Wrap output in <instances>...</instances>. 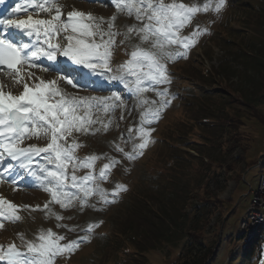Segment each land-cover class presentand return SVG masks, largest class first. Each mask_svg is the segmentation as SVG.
I'll use <instances>...</instances> for the list:
<instances>
[{
	"label": "rangeland",
	"instance_id": "obj_1",
	"mask_svg": "<svg viewBox=\"0 0 264 264\" xmlns=\"http://www.w3.org/2000/svg\"><path fill=\"white\" fill-rule=\"evenodd\" d=\"M175 2L188 6L211 3L214 7L216 0ZM58 3L62 19L67 18L73 6L97 20L117 16L113 31L121 35L115 37L112 49L114 70L130 59L134 46L151 50L150 44H140L134 33L125 39L126 26H139L134 16L117 13L114 6H103L99 0L92 3L58 0ZM197 26L206 28L207 34L199 38L186 59L167 64L171 83L160 86V90L167 87L173 99L158 121L145 125L154 129L151 142L134 161L124 159L115 145L131 152L133 145L140 143L135 139L136 133L130 134L129 129L140 126L141 113L159 106L156 93H143L140 99L148 103L140 105L118 81L109 82L89 74L90 86L79 91L60 82L59 86L72 95L107 96L117 91L124 98V104L111 113L93 112L92 119L98 121L93 128L100 131L94 135L74 134L82 145L77 149L82 155H76L77 151L74 155L81 160L91 155L102 157L94 164L97 175L109 158L119 160L100 187L111 192L119 183L127 190L108 205L99 203L98 197H91L88 203L95 204L98 210L86 207L80 211L77 202L75 207L62 211L53 204V212L65 217L59 222L54 217L45 219L40 211L21 212L22 221L6 222L0 229V245L5 248L12 243L19 245L18 233H24L28 240L34 239L40 229H51L65 236L61 243L66 244L82 237L88 223L102 221L88 242L70 256L58 257L55 264H184L187 259L196 260L212 251L216 254L210 264L263 263L264 253L261 258L258 249L252 262L243 259V245L237 238L243 234L240 225L248 220L249 203L264 174V0H226L219 13L209 10L197 14L179 35L188 36ZM101 27L107 30L106 23ZM94 39L101 42L99 36ZM114 56L121 57L123 62L117 64ZM32 71L42 74L45 80L56 79L55 74ZM201 73H207V78L202 79ZM4 78L8 79L0 75V81ZM180 88H187L190 94L181 95ZM19 89L22 91V86ZM109 120L111 124L105 131L103 124ZM46 143V138L31 139L20 147L30 144L43 147ZM38 162L44 161L38 158ZM9 163L14 162L5 160L0 171ZM16 171L22 172L18 168ZM88 171L81 169L75 174L84 176ZM68 172L71 174V166ZM25 177L20 181L22 190L14 191L4 183L11 192L9 201L42 207L49 200L48 193L33 186L34 178L27 182L29 177ZM57 223L66 227H57ZM69 228L75 231H68ZM262 229L264 238V225Z\"/></svg>",
	"mask_w": 264,
	"mask_h": 264
},
{
	"label": "snow or ice",
	"instance_id": "obj_2",
	"mask_svg": "<svg viewBox=\"0 0 264 264\" xmlns=\"http://www.w3.org/2000/svg\"><path fill=\"white\" fill-rule=\"evenodd\" d=\"M4 2L0 0V4ZM99 2L103 6H114L117 13H124L129 18L134 16L139 26H126L125 39L134 33L140 44L149 43L151 50L134 46L130 59L114 70L112 49L116 44L115 37L121 35L113 31L117 16L113 15L107 21L103 17L97 20L90 13L74 9L66 19H62L58 0H19L8 15L0 18V75L9 80V83L0 81V165L5 160L14 162L0 171V184L8 183L16 191L20 189V181L26 178V173L35 179L34 187L49 195V200L42 207L16 205L0 196V229L6 222L16 224L22 221L21 212L40 211L45 219L54 217L59 222L65 217L53 212V204L59 205L62 211L75 207L77 202L80 211L86 207L98 210L95 204L88 203L91 197H98L99 203L108 205L127 190L119 183L111 192L100 187L108 180L112 168L120 163L119 160L109 158L97 175L93 171L94 164L102 157L91 155L81 160L74 155L82 147L74 134L94 135L100 131L93 128L98 123L92 119L93 112L111 113L124 104V98L117 91L107 96L72 95L59 86L60 82L64 81L79 91L90 86L89 74L109 82L118 81L138 99L140 105L148 103L140 99L143 93H156L160 98L159 106L141 113L140 126L129 129L130 134L136 133L135 139L140 143L134 144L131 152H124L123 148L115 145V150L123 153L124 159L134 161L143 155L151 142L154 129L145 125L158 121L173 99L167 87L160 90V86L171 83L167 64L186 59L199 38L207 34V29L197 26L188 36L179 33L197 14L209 10L219 13L226 0H216L214 7L211 3L188 6L175 0L172 3H164V0H108L107 5L104 0ZM40 13L46 16L40 18ZM105 23L106 31L101 27ZM96 36L100 37V43L94 39ZM32 69L55 74L56 79L45 80ZM16 86H22L19 94L11 90ZM110 124V120L103 124L105 131ZM69 137H72L71 142ZM43 138L47 139L43 147L37 144L20 147L25 140ZM132 138L130 135L129 139ZM38 158L44 162L39 163ZM17 168L22 172L16 171ZM81 169H88V174L77 176L75 173ZM102 223H88L82 237L66 244L61 243L65 236L51 229H40L31 240L26 239L24 233H18L19 245L12 243L6 248L0 245V264H55L58 257L70 256L82 243L88 242ZM57 227L66 226L57 223ZM68 231H75V228Z\"/></svg>",
	"mask_w": 264,
	"mask_h": 264
},
{
	"label": "trees",
	"instance_id": "obj_3",
	"mask_svg": "<svg viewBox=\"0 0 264 264\" xmlns=\"http://www.w3.org/2000/svg\"><path fill=\"white\" fill-rule=\"evenodd\" d=\"M114 58H115V56H114ZM115 60H116V63L117 64H120V63L123 62V59L121 57L115 58ZM201 76H202V79L203 78H207V73H201ZM178 92L181 95L184 94V93H187V94L189 93V91L187 90V88L186 89L180 88V89H178ZM78 152H79L80 155H82L80 151H78ZM263 158H264V156H263ZM200 162L202 163L203 162V159H201ZM214 163H215V161H214ZM253 165H255V163L254 164H251V165H248L247 168H249L250 166H253ZM261 165H262V161H261V163H260L259 166H261ZM100 169L101 168H99L98 171H100ZM159 189L162 190L161 188H159ZM167 224H168V226L171 227L170 222L167 223ZM178 228H179V226H177L176 229H178ZM262 231H263L262 227L259 228L257 231H255L251 235V238L249 239V241L243 245V248L241 250V257L243 259L252 262V256H253L255 250H257V249L259 250L260 257L262 258L263 253H264V238H263ZM241 238H242V235H240L237 238V240H240ZM217 240H218V236H217ZM217 243H218V241H216V244ZM215 254L216 253H214V251H212V252H209V254H205L203 257H200L199 259H196V260L187 259L184 262V264H210V261L215 256ZM262 264H264V260H263V263Z\"/></svg>",
	"mask_w": 264,
	"mask_h": 264
},
{
	"label": "bare ground",
	"instance_id": "obj_4",
	"mask_svg": "<svg viewBox=\"0 0 264 264\" xmlns=\"http://www.w3.org/2000/svg\"><path fill=\"white\" fill-rule=\"evenodd\" d=\"M5 1H7L8 2V5L6 6V8H5V11H4V14L2 15V17L1 18H3V17H5L6 15H8V13L10 12V10H11V8L12 7H15V5H16V3L17 2H19V0H5ZM1 5V4H0ZM67 5V4H66ZM71 9H75L74 8V6L71 8ZM72 10V11H73ZM32 11V10H31ZM20 15H24L23 13H21ZM46 16V14H44V13H40V18H44ZM62 59V58H61ZM64 59V58H63ZM39 74V73H38ZM37 74V75H38ZM44 75V74H43ZM41 76H42V74H41ZM2 80V79H1ZM4 83H9V80L8 79H6V78H4V81H3ZM19 87L20 86H16V87H13L11 90L13 91V93L14 94H18L20 91H21V89H19ZM7 176V175H6ZM260 180H263V176L260 178ZM259 180V181H260ZM8 186H6V184H0V196H3L5 199H7L8 201H9V197H8V195H10L11 194V192H10V194H9V191H7L8 190ZM7 189V190H6ZM251 211V214H250V217H249V220H248V222H246V223H243L242 224V229L244 230V232H245V237H244V241H246V240H248L249 239V236H250V234L251 233H253L261 224H262V222H260V223H258V224H254L253 226H252V230L251 231H248L247 232V227L246 226H249V225H251V223L253 222V219H255V218H257V211H253V210H250Z\"/></svg>",
	"mask_w": 264,
	"mask_h": 264
},
{
	"label": "built area",
	"instance_id": "obj_5",
	"mask_svg": "<svg viewBox=\"0 0 264 264\" xmlns=\"http://www.w3.org/2000/svg\"><path fill=\"white\" fill-rule=\"evenodd\" d=\"M250 204V210L257 211V218L253 219L251 225L246 226L247 232L252 230V226L254 224H258L263 221L261 213L264 211V176L263 180L259 181L257 192Z\"/></svg>",
	"mask_w": 264,
	"mask_h": 264
}]
</instances>
